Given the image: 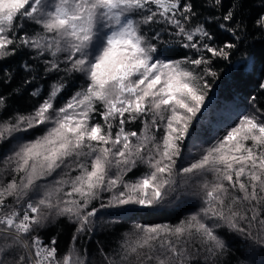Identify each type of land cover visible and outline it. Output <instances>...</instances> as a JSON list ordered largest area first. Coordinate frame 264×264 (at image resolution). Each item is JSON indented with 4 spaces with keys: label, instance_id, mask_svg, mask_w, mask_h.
<instances>
[{
    "label": "snow or ice",
    "instance_id": "1",
    "mask_svg": "<svg viewBox=\"0 0 264 264\" xmlns=\"http://www.w3.org/2000/svg\"><path fill=\"white\" fill-rule=\"evenodd\" d=\"M205 3L201 20L191 0H0V61L26 53L24 85L64 73L31 112L0 118V146L15 142L0 169V264H97L82 241L96 235L101 209H154L185 192L200 197L195 212L176 225L134 223L115 247L97 241L98 264H224L230 236L264 245L257 97L215 144L177 164L205 103V77L216 75L212 58L264 41V0ZM213 24L231 39L217 44ZM173 43L193 56L170 58ZM73 74L84 85L61 105ZM42 93L37 84L30 95ZM0 110H8L3 95ZM135 122L139 131L126 128ZM134 171L140 175L126 179ZM104 193L107 203L95 206ZM60 218L75 225L64 252L56 236H41Z\"/></svg>",
    "mask_w": 264,
    "mask_h": 264
},
{
    "label": "trees",
    "instance_id": "2",
    "mask_svg": "<svg viewBox=\"0 0 264 264\" xmlns=\"http://www.w3.org/2000/svg\"><path fill=\"white\" fill-rule=\"evenodd\" d=\"M191 2L201 20L208 17L209 4L205 3V0H191ZM230 3L231 0H223L224 8H227ZM252 3L253 0H249L250 7H252ZM256 11L258 9L253 8V16ZM32 27V25H26V29L29 31ZM212 27L219 36L217 44L221 40L231 39L229 34L217 29L215 24ZM168 38L172 39V37ZM167 47V54L172 59H181L185 55L192 57L194 54V50L184 49L178 43H173ZM27 59L28 56L25 53L0 61V95L7 97L8 102V110L6 112L0 110V118L7 119L17 112H31L40 103L43 95H47L48 86L59 76L64 75L62 72L53 73L32 85H24L23 80L28 74L20 69V64ZM211 69L216 75L205 77L208 83L205 90V103L193 121V126L190 129L191 136L185 141L187 145L184 149L185 159L183 161L178 160V165L182 163L183 166H187L194 158L199 157L203 149L215 144L231 127L235 126L238 117L249 112L251 97H257V103L264 105V90L259 88L260 81L264 79V75H262L264 74V41L257 39L255 42L251 40L246 42L239 46V49L234 51L227 60L212 58ZM9 71L12 72L13 79L6 80L5 73ZM37 71H40L38 67ZM197 72L202 74L200 69H197ZM41 75H43L42 72ZM69 83L73 87L66 90L64 98L59 102L61 105L72 93L84 85V80L79 77V74H73L69 78ZM37 84L43 86L41 97L30 95ZM140 127L139 122L126 125L128 130L139 131ZM42 134L43 129L36 130L34 133L27 134L26 139H34L35 136ZM7 151L8 148L0 146V169L4 167ZM138 175L140 172L134 171L126 179H135ZM212 178L209 174L208 179L211 180ZM176 179L178 183H183L184 178L181 176L177 175ZM107 196L108 194L104 193L102 200H96L93 203L97 207L101 202L107 203ZM200 203V197L185 192L178 198L170 197L168 201L154 209H142L136 206V210L129 213H123L119 209H101L97 218L96 235L90 240L82 241V243L87 246L89 254L98 264L100 258L96 254L97 241L102 242L106 248L115 247L120 242L121 237L125 236L132 225L137 222L146 225H176L195 212L200 207ZM74 229V224L60 218L43 230L41 236L45 240L56 236L59 250L64 252L69 245ZM230 239L232 250L231 254L222 257L224 264H264V245L245 243L231 236Z\"/></svg>",
    "mask_w": 264,
    "mask_h": 264
},
{
    "label": "rangeland",
    "instance_id": "3",
    "mask_svg": "<svg viewBox=\"0 0 264 264\" xmlns=\"http://www.w3.org/2000/svg\"><path fill=\"white\" fill-rule=\"evenodd\" d=\"M11 147H15V142H13V144L8 148L7 155L9 154ZM4 167H5V160H4Z\"/></svg>",
    "mask_w": 264,
    "mask_h": 264
}]
</instances>
